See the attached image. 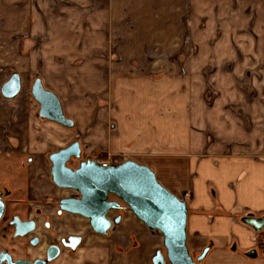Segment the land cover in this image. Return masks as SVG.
Instances as JSON below:
<instances>
[{
    "label": "crops",
    "instance_id": "0c3cea01",
    "mask_svg": "<svg viewBox=\"0 0 264 264\" xmlns=\"http://www.w3.org/2000/svg\"><path fill=\"white\" fill-rule=\"evenodd\" d=\"M0 72L1 99L19 102L41 78L85 142L149 167L187 201L194 258L209 249L203 264H264V226L246 222L264 220V92L250 95L264 90V0H0ZM14 74L21 90L7 99ZM10 108L18 107L6 109L12 139L1 151L24 145L29 124ZM42 156L38 169L29 161L32 200L48 194ZM45 207L21 212L56 215L55 240L82 237L67 249L83 254L78 264H153L165 253L161 232L127 209L109 214L122 221L102 236L88 219ZM29 249L20 258L36 260ZM67 250L50 264H68Z\"/></svg>",
    "mask_w": 264,
    "mask_h": 264
},
{
    "label": "water",
    "instance_id": "95a60500",
    "mask_svg": "<svg viewBox=\"0 0 264 264\" xmlns=\"http://www.w3.org/2000/svg\"><path fill=\"white\" fill-rule=\"evenodd\" d=\"M21 90L18 74H14L3 86L5 98L16 97ZM31 94L39 105V117L61 126L73 129L75 122L66 117L59 97L47 89L41 78H36ZM82 149L79 141L49 155L52 182L61 189L72 190L77 197H66L59 201L58 214L69 213L89 220L91 229L106 236L113 224L122 221L119 215L109 218L112 211H131L150 229L158 230L164 237L165 253L158 251L153 264H203L209 251L206 249L198 258H194L187 247V201L180 200L163 187L155 172L147 166L127 161L119 166L103 167L94 161H82ZM79 161L77 168L69 163ZM5 213V202L0 198V222ZM257 230L264 226V220L250 218L246 220ZM15 237H25L36 230L34 221L23 222L15 217ZM63 240L62 247L75 251L82 243V237L71 236ZM33 247L40 244L39 238L31 242ZM62 247L51 245L43 258L34 261L13 260L8 253H1L0 264H50L61 254Z\"/></svg>",
    "mask_w": 264,
    "mask_h": 264
},
{
    "label": "rangeland",
    "instance_id": "374dc122",
    "mask_svg": "<svg viewBox=\"0 0 264 264\" xmlns=\"http://www.w3.org/2000/svg\"><path fill=\"white\" fill-rule=\"evenodd\" d=\"M208 31V33L210 34V29ZM0 74L2 73L0 72ZM6 74V76L8 77L10 73ZM36 78L37 77L31 78L29 84H27V87H25V92L20 96L19 102L18 100H16L17 102H14L12 100L7 101L5 99H1L2 96L0 90V102L3 104L2 107L0 106V142L7 144V142H9V139H12V137H9L10 135H8L7 133L6 124V119L11 116V114H9L6 110L7 108L9 109V106H12L13 108L18 107L17 110L10 108L12 110H10L11 113L16 111V113H14V115H16V119L21 118L22 122L25 118L29 120L26 135L22 142L24 145H21L20 148L16 151H14L13 149L9 150L6 146L4 149H2V151L0 149V190H2L3 192H10L9 197H7L6 199V217L0 225V252L2 250H12L13 248V244L10 241L11 232L7 237L4 236V227L7 223V220L13 214H18L23 219L26 218L22 214V212L24 209L29 208L30 204L34 207V209H36V207L39 205L46 206L48 210H54L60 198L67 197L72 194V191L70 190H58V193L51 191L52 187L55 186L52 182V175L50 170L51 163L48 159L50 154L60 151L61 149L68 147L72 143L79 141L82 149V161L93 160L98 157L104 160L110 156L109 154L99 151L96 146H93L92 143L85 142V137H83V135L80 134L76 128L74 130H68L65 128H61L60 126L52 122L41 120V118L39 117V105L34 100L31 94V87ZM199 90H202V93L204 91V96L206 94H210L206 93L207 90L205 91V89ZM263 92V89H252L250 90V95H252L254 99L256 98L257 100L259 94L262 95ZM26 142L27 144H25ZM38 155H43L42 157L45 161V164L47 165V170L44 177L45 179L42 181L43 184L40 185L44 186V190H46V193L48 194H41L42 196L41 198H39L40 200H32L31 193L28 190L29 184L26 175H29V168L31 167L29 163L30 159L35 160L37 169L40 167L41 162ZM116 158L123 159L124 157ZM78 165L79 161L72 160L69 163V166L72 168H76ZM39 220H41L42 222L49 221L52 225L50 229H45L44 226H41V230L37 232L41 237L45 236L42 237V242L44 244H49L50 242L55 241L56 237H58L55 231L56 221H54L50 214L44 213L39 216ZM25 245L27 244L25 243ZM29 251L30 252L26 254L28 258H31L32 255L37 257L41 253L40 247L38 249L30 247ZM14 255L16 258L24 256L19 252H14ZM81 255L83 254H75L67 250L64 252L63 260L69 262L68 264H78L76 260Z\"/></svg>",
    "mask_w": 264,
    "mask_h": 264
},
{
    "label": "flooded vegetation",
    "instance_id": "af4514ba",
    "mask_svg": "<svg viewBox=\"0 0 264 264\" xmlns=\"http://www.w3.org/2000/svg\"><path fill=\"white\" fill-rule=\"evenodd\" d=\"M78 167V166H77ZM76 167V168H77ZM75 169V168H74ZM9 195H10V193H9V191H5V192H3L2 190H0V198L5 202V213H4V216H3V218H2V220H1V222L4 220V218L6 217V212H7V201H6V199H7V197H9ZM70 197H77V193L76 192H74L73 191V194L70 196ZM61 200V199H60ZM59 200V201H60ZM59 201H58V204L56 205V207H57V212L59 211ZM38 214V213H37ZM15 217H18L21 221H23V222H27V221H34L35 222V224H36V230L33 232V233H31V234H29V235H27V236H25V237H15V234H16V226L15 225H13L12 223L14 222V219H15ZM38 219H39V216L38 215H36V217H34V218H32V219H23L20 215H18V214H13L8 220H7V223H6V225H5V227H4V236H8L9 234H10V232H11V237H10V241H11V243L13 244V248H12V250H2L1 252H0V255H1V253H8V254H10L12 257H13V260L14 261H17V260H20L21 258H16L15 257V255H14V252H21V251H24V252H26L27 250H28V248L29 247H32V245H31V241L34 239V238H39L40 239V244H39V246H37V247H34V248H36V249H38L40 246H41V244H42V237L39 235V234H37V229H38ZM1 222H0V225H1ZM44 227H45V229H50L51 227H52V225H51V223L49 222V221H44ZM68 238H69V236L68 237H61L60 239H59V241L57 242V241H53V242H51V244L49 245V246H51V245H59L60 247H62V242H63V240H66V242L68 243V244H72V242H69L68 241ZM25 243L27 244V245H25ZM46 249H47V244H44V245H42L41 247H40V254L36 257V256H33L32 255V257L30 258V259H32V260H34L35 258L36 259H39V258H43L44 256H45V254H46ZM63 250H67V248H63L62 247V251ZM61 251V252H62ZM196 259V258H195Z\"/></svg>",
    "mask_w": 264,
    "mask_h": 264
},
{
    "label": "built area",
    "instance_id": "2783aa9c",
    "mask_svg": "<svg viewBox=\"0 0 264 264\" xmlns=\"http://www.w3.org/2000/svg\"><path fill=\"white\" fill-rule=\"evenodd\" d=\"M89 161H94L103 167H113V166H119L127 162L128 160L125 157L123 159H117L116 157L110 155L108 158L104 160L98 157V158H95ZM53 218H56V215H54ZM55 241L58 242L59 240H55ZM259 244H260V247L264 250V230L259 237Z\"/></svg>",
    "mask_w": 264,
    "mask_h": 264
}]
</instances>
